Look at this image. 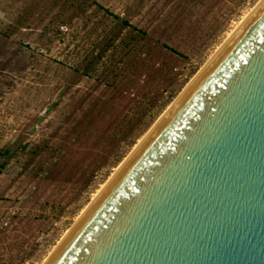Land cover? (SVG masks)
I'll return each instance as SVG.
<instances>
[{
  "label": "rangeland",
  "instance_id": "obj_1",
  "mask_svg": "<svg viewBox=\"0 0 264 264\" xmlns=\"http://www.w3.org/2000/svg\"><path fill=\"white\" fill-rule=\"evenodd\" d=\"M261 1L0 0V264H44Z\"/></svg>",
  "mask_w": 264,
  "mask_h": 264
},
{
  "label": "water",
  "instance_id": "obj_2",
  "mask_svg": "<svg viewBox=\"0 0 264 264\" xmlns=\"http://www.w3.org/2000/svg\"><path fill=\"white\" fill-rule=\"evenodd\" d=\"M226 46L44 264H264V5Z\"/></svg>",
  "mask_w": 264,
  "mask_h": 264
},
{
  "label": "bare ground",
  "instance_id": "obj_3",
  "mask_svg": "<svg viewBox=\"0 0 264 264\" xmlns=\"http://www.w3.org/2000/svg\"><path fill=\"white\" fill-rule=\"evenodd\" d=\"M264 5V0H262L259 4H258V6L254 9V11L252 12V14H250L243 22H242V24H241V26H239L238 28H237V30L230 36V38L226 41V43L224 44L225 46H226V44L227 43H231L232 42V40L233 39H235V37H236V35L238 34V33H240L246 26H247V24L249 23V22H251V20L254 18V16L258 13V11L261 9V7ZM222 46L221 47V49L211 58V60H214L216 57H217V54H219L220 53V51H223L226 47L225 46ZM223 47H225L224 49H223ZM223 49V50H222ZM210 60V61H211ZM210 61L208 62V63H210ZM206 64V65H208L209 66V64ZM206 65H205V67H206ZM175 103V102H174ZM174 103L170 106L171 108H172V106L174 107ZM170 109V108H169ZM164 115H166V114H164ZM165 117V116H164ZM146 137V136H145ZM143 138L142 139V141H140V143L136 146V148L137 149H139L141 146H142V143H143V141H145V139L146 138ZM139 145H141V146H139ZM139 147V148H138ZM135 148V149H136ZM136 149V150H137ZM123 165V164H122ZM122 165H120V167L122 166ZM118 168V170L119 169H121V168ZM118 170H117V173H119L118 172ZM120 171V170H119ZM115 175V174H114ZM114 175L112 176V177H114ZM113 178H111L104 186H103V188L99 191V193L96 195V197L94 198V200L92 201V203L89 205V207H87V209L86 210H84V212H83V214L81 215V217L79 218V220L75 223V225L77 224V225H79V223H80V221H82L85 217H86V215H88V213L92 210V207L94 206V205H96L99 201H100V199H102V197L105 195V193L108 191V189H109V187H110V185H111V183H113L112 181H114V179L112 180ZM74 225V226H75ZM73 229V228H72ZM70 230L69 231V233L62 239V241L61 242H63L64 241V239H67L70 235H71V233H72V231L73 230Z\"/></svg>",
  "mask_w": 264,
  "mask_h": 264
},
{
  "label": "trees",
  "instance_id": "obj_4",
  "mask_svg": "<svg viewBox=\"0 0 264 264\" xmlns=\"http://www.w3.org/2000/svg\"><path fill=\"white\" fill-rule=\"evenodd\" d=\"M109 12V11H108Z\"/></svg>",
  "mask_w": 264,
  "mask_h": 264
}]
</instances>
